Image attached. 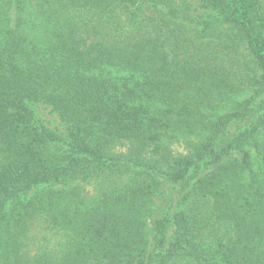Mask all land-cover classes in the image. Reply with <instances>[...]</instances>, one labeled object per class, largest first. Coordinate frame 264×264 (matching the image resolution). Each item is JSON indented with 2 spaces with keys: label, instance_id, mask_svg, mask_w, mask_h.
Listing matches in <instances>:
<instances>
[{
  "label": "trees",
  "instance_id": "obj_1",
  "mask_svg": "<svg viewBox=\"0 0 264 264\" xmlns=\"http://www.w3.org/2000/svg\"><path fill=\"white\" fill-rule=\"evenodd\" d=\"M0 264H264V0H0Z\"/></svg>",
  "mask_w": 264,
  "mask_h": 264
},
{
  "label": "rangeland",
  "instance_id": "obj_2",
  "mask_svg": "<svg viewBox=\"0 0 264 264\" xmlns=\"http://www.w3.org/2000/svg\"><path fill=\"white\" fill-rule=\"evenodd\" d=\"M36 113L37 116L45 123V125L49 128H60L61 126V119L57 112H55L50 105L46 104H38L36 106ZM196 137L188 138L181 141L173 140L172 147L174 148V151L176 152H186V146H188L189 141H196ZM194 141V142H195ZM250 152L252 155L256 156L257 151L255 150L254 145H251L249 147ZM81 181V180H80ZM77 182V181H76ZM82 185L83 191H84V197L88 204H94L97 198V191L95 189V186L89 182L86 181L80 182Z\"/></svg>",
  "mask_w": 264,
  "mask_h": 264
}]
</instances>
